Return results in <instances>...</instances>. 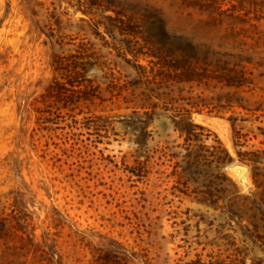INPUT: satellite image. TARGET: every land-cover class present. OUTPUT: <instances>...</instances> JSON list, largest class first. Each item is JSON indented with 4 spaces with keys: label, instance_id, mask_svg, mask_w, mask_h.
<instances>
[{
    "label": "rangeland",
    "instance_id": "obj_1",
    "mask_svg": "<svg viewBox=\"0 0 264 264\" xmlns=\"http://www.w3.org/2000/svg\"><path fill=\"white\" fill-rule=\"evenodd\" d=\"M0 215L61 264H264V0H0Z\"/></svg>",
    "mask_w": 264,
    "mask_h": 264
},
{
    "label": "trees",
    "instance_id": "obj_2",
    "mask_svg": "<svg viewBox=\"0 0 264 264\" xmlns=\"http://www.w3.org/2000/svg\"><path fill=\"white\" fill-rule=\"evenodd\" d=\"M13 217L16 224H13L9 217L0 215V239L3 246L1 258L4 264H35L36 261L40 264H61L55 257L54 244L48 242L45 237L41 242L37 241L34 228L31 230L25 228L23 217L18 215ZM11 236L15 238H10ZM122 249L100 248L90 264H127L128 258L124 252L126 250Z\"/></svg>",
    "mask_w": 264,
    "mask_h": 264
}]
</instances>
